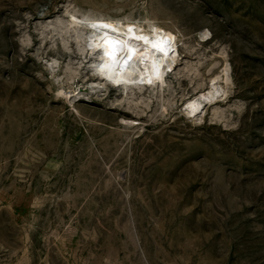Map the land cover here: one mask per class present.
<instances>
[{"label":"rangeland","instance_id":"1","mask_svg":"<svg viewBox=\"0 0 264 264\" xmlns=\"http://www.w3.org/2000/svg\"><path fill=\"white\" fill-rule=\"evenodd\" d=\"M66 11L180 32L178 66L85 92L107 78ZM0 264H264V0H0Z\"/></svg>","mask_w":264,"mask_h":264},{"label":"snow or ice","instance_id":"2","mask_svg":"<svg viewBox=\"0 0 264 264\" xmlns=\"http://www.w3.org/2000/svg\"><path fill=\"white\" fill-rule=\"evenodd\" d=\"M75 19V18H73ZM84 23V22H81ZM90 30L88 48L95 51L102 61L99 67L101 76H105L114 84L128 81L115 79L127 75H141L139 83L153 84L154 79H162L166 64L173 63L175 57V37L152 29V34H137L135 25H129L126 31H121L118 25L104 20L87 23ZM165 69V71H162ZM145 76L147 77L145 79Z\"/></svg>","mask_w":264,"mask_h":264},{"label":"bare ground","instance_id":"3","mask_svg":"<svg viewBox=\"0 0 264 264\" xmlns=\"http://www.w3.org/2000/svg\"><path fill=\"white\" fill-rule=\"evenodd\" d=\"M65 14H66V17H64L65 21H58L56 26H59L60 29H62V32H61L62 34L69 33L70 34L69 36H71V38L78 44V47L83 52L86 51L88 48L89 37L91 33V30L85 25L87 23L95 22L98 20H104L107 22H111L115 25H118L121 31H126L129 25H135L136 29L138 30L137 34H141L139 30H143L142 34L150 36L152 34V29H159V30H162L163 33L171 34L173 37H175V45H174L175 52L172 54L174 55L175 59L173 63L165 65V69L170 68L171 71H165V69H162V71H165V75L163 76V78L162 79L153 78L154 83L151 85L146 84V83H139L138 81H140L141 79L140 74H136L131 77L124 75L126 79L133 81V83H137L139 85H145V86H154V85L162 86L164 85L166 77L171 72H173L178 66L180 56H181L180 54L181 36L179 35L180 32L178 33L177 31L171 28H168L166 26H163L159 23H156L152 20H138V19L129 18L126 16L112 17V16H106L103 14L96 15V14H92L88 12H77V11H71V12L66 11ZM81 22H84V23H81ZM207 36H208V33L206 32H203L201 34V38H206ZM90 54L92 55L95 54V51L94 50L90 51ZM47 66L52 73H55L57 66H58V62L56 60L48 61ZM119 77L114 76L115 79ZM146 78L147 77L145 76V79ZM96 79L97 81H94V83H92L91 85H87L82 90L85 92L90 90L95 94H101V90H100L101 85L106 86L107 83L105 82L103 84H100L101 80L105 78L98 77ZM119 85H123V83ZM230 85H231L230 68L226 64L222 67V69L217 74L213 75L208 80L206 88L204 90H201L198 93L194 94L193 96L187 98L181 104L180 106L181 113L188 121L192 123H195V124L202 123L207 109L210 106L217 103L218 101L223 100L228 96ZM61 93H63L62 95H65L66 92L63 90Z\"/></svg>","mask_w":264,"mask_h":264},{"label":"water","instance_id":"4","mask_svg":"<svg viewBox=\"0 0 264 264\" xmlns=\"http://www.w3.org/2000/svg\"><path fill=\"white\" fill-rule=\"evenodd\" d=\"M85 64H86V63H85ZM168 73H170V72H168ZM94 81H97V79L95 78ZM98 82H99V81H98ZM105 82L107 83L106 86L101 85V87H100L101 95H105V92H106V88H107V87H108V88H111V89H116V88H114V87L108 82L107 79H102L100 84H103V83H105ZM92 83H94V82H92Z\"/></svg>","mask_w":264,"mask_h":264}]
</instances>
